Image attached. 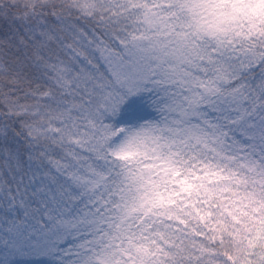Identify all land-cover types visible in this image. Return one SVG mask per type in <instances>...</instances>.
I'll return each mask as SVG.
<instances>
[{
  "label": "snow or ice",
  "instance_id": "obj_1",
  "mask_svg": "<svg viewBox=\"0 0 264 264\" xmlns=\"http://www.w3.org/2000/svg\"><path fill=\"white\" fill-rule=\"evenodd\" d=\"M0 264H264V0H0Z\"/></svg>",
  "mask_w": 264,
  "mask_h": 264
}]
</instances>
